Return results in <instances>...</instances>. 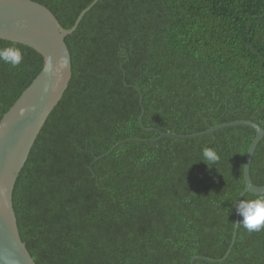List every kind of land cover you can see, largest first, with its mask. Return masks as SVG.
<instances>
[{
  "label": "trees",
  "instance_id": "1",
  "mask_svg": "<svg viewBox=\"0 0 264 264\" xmlns=\"http://www.w3.org/2000/svg\"><path fill=\"white\" fill-rule=\"evenodd\" d=\"M35 1L69 29L95 0ZM66 41L72 79L14 190L37 264H264V231L237 227L233 206L256 129L147 141L264 129V0H98ZM18 45L22 64L0 63V121L44 65ZM251 177L264 185V138Z\"/></svg>",
  "mask_w": 264,
  "mask_h": 264
},
{
  "label": "water",
  "instance_id": "2",
  "mask_svg": "<svg viewBox=\"0 0 264 264\" xmlns=\"http://www.w3.org/2000/svg\"><path fill=\"white\" fill-rule=\"evenodd\" d=\"M97 1L95 0L84 9L75 25L68 29L61 24L50 8L40 2L0 0V37L30 46L44 58L41 72L0 121V264H37L20 233L14 205V190L40 132L63 98L72 79V55L66 38L77 30L86 12ZM49 60L51 61L50 70ZM242 124L249 125L257 131L245 158L246 187L239 196V199H243L247 193L264 194V185H256L251 177L253 155L259 142L264 138V129L258 123L251 120H235L189 135L162 133L156 140L147 141L153 142L168 137L197 138L212 134L224 127ZM124 142L115 145L108 153ZM236 241L237 231L229 251L219 261L228 257ZM3 257L7 259L3 260ZM199 257L201 256H195L191 264H194L195 259Z\"/></svg>",
  "mask_w": 264,
  "mask_h": 264
},
{
  "label": "clouds",
  "instance_id": "3",
  "mask_svg": "<svg viewBox=\"0 0 264 264\" xmlns=\"http://www.w3.org/2000/svg\"><path fill=\"white\" fill-rule=\"evenodd\" d=\"M3 39V37H0ZM24 60V51L15 40H9L3 46H0V63L9 65L12 68L19 67ZM49 70L51 69V61L49 60ZM66 63V61H65ZM23 113V109H21ZM201 159L209 168L218 165L221 155L215 147L203 146L201 149ZM237 213L242 220L235 222L237 227H243L247 232L264 231V195L254 198H243L233 202ZM6 260V257L2 258Z\"/></svg>",
  "mask_w": 264,
  "mask_h": 264
}]
</instances>
